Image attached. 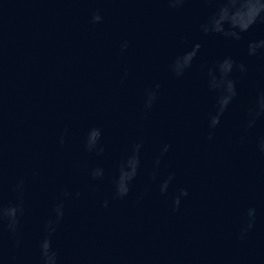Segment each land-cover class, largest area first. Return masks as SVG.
<instances>
[{"label":"water","instance_id":"95a60500","mask_svg":"<svg viewBox=\"0 0 264 264\" xmlns=\"http://www.w3.org/2000/svg\"><path fill=\"white\" fill-rule=\"evenodd\" d=\"M260 41L264 0H0V264H264Z\"/></svg>","mask_w":264,"mask_h":264},{"label":"clouds","instance_id":"9594fccd","mask_svg":"<svg viewBox=\"0 0 264 264\" xmlns=\"http://www.w3.org/2000/svg\"><path fill=\"white\" fill-rule=\"evenodd\" d=\"M183 0H169V3L173 6L182 3ZM101 19V17L98 14H94L93 15V20L94 21H99ZM239 37H237L238 39ZM259 45H264V41H260ZM257 44H250L249 45V54L254 55L255 54V49L259 46ZM126 46V44H125ZM200 45L196 44L193 48V50L191 52H188L187 54H185V56L182 58V63L180 60H178L175 64V70L177 72V74H181L184 70V68L190 66L191 61L193 60V57L196 54V50L199 49ZM234 61H231L228 58H225L224 61L221 62L220 67L223 68V66L225 64H228L229 66L234 65ZM239 71L241 73L246 72V67L243 64H239L237 65ZM211 74V73H210ZM221 84H224V80L222 79L221 81H217L216 77L213 76L212 77V86L213 87H220ZM157 88H159V85H156ZM227 92L228 95L227 96H222L219 100V104H220V113H223L226 110V107L228 105V103L231 101V99L236 95V91H235V84L233 80H228V87H227ZM155 97V93H150V100L154 99ZM150 106V104H149ZM261 107L264 108V103L261 104ZM256 115H259V112L256 113ZM219 123V115H217V118L212 122V125L215 126L216 124ZM252 123V121H250V124ZM100 130L99 129H92L87 137V143H86V147L88 149V151H93L95 150L97 152V154H100L104 151L103 146H99L98 145V141L100 139ZM211 135V134H210ZM63 142V141H61ZM140 145L137 144L136 145V149L138 151ZM167 150V147L165 148V151ZM138 156L137 155H132L130 158L127 159V161L125 163H123L121 165L120 168V175L119 178L116 182V195L119 197H123L125 195H127V193L129 192V183L135 178L136 174H137V168H138ZM157 164H159V158L157 159ZM91 175L93 176V178L96 177H100L103 175V171L100 168H96L93 169L91 172ZM167 187V184L165 183L164 188ZM164 188H162V191L164 190ZM181 193L183 195H187V190L186 189H182ZM77 195H79V193H77ZM176 205H179V197L176 198L175 201ZM107 205V201H105V206ZM15 211L11 214V216H9V224L8 227L9 229L15 231L16 229V225L18 224V219H17V207H15ZM22 211V209H21ZM62 216V212L59 213ZM2 220V219H0ZM54 231V229H52ZM41 256H42V260H43V264H52L53 260H55V253L51 251V242L48 239H45L41 245Z\"/></svg>","mask_w":264,"mask_h":264}]
</instances>
